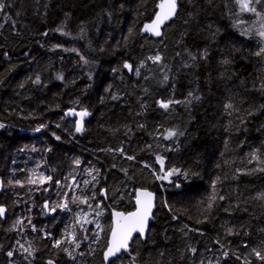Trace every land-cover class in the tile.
Here are the masks:
<instances>
[{"label": "trees", "instance_id": "16d2710c", "mask_svg": "<svg viewBox=\"0 0 264 264\" xmlns=\"http://www.w3.org/2000/svg\"><path fill=\"white\" fill-rule=\"evenodd\" d=\"M160 2L0 0V264H103L137 189L154 222L112 264H264L257 26L239 0H179L142 36ZM76 211L95 212L87 227Z\"/></svg>", "mask_w": 264, "mask_h": 264}, {"label": "water", "instance_id": "95a60500", "mask_svg": "<svg viewBox=\"0 0 264 264\" xmlns=\"http://www.w3.org/2000/svg\"><path fill=\"white\" fill-rule=\"evenodd\" d=\"M178 1L179 0H175L176 2V8H175V12L168 18L163 20L162 23H159L158 25V31L160 32V35L163 33L164 29L169 26L176 18L178 11H179V7H178ZM171 2V0H161V2L158 4L155 15L153 16L152 20L144 27V29L142 30L141 34L142 36H149V37H153L156 38L160 35H156L154 31L150 30V28L152 26H154V23L157 21V17L158 16H163L167 11H168V5ZM163 5V8L161 7ZM83 112H76L74 110H67L64 113V116L67 120H72L75 119L77 121V126H79L81 129L84 128L85 125V121L87 116L86 115H81ZM164 177L166 178H170V174L165 173L164 174V169L161 168V172L159 174V182L160 183H167V181L164 180ZM61 183H58V188H60ZM3 191V183L2 181H0V194ZM142 193H150L151 197V209L148 212V216L144 225V233L141 235L138 231H134L131 234V237L128 239V243H127V249H121L119 252H117L114 256H109L107 259H105V254L108 251V248L111 246L112 244V231L113 229L117 228V223L119 222V224L121 225H125V224H130L131 221L130 220H126L125 217H128L130 213H134L136 212L138 209H141V205L137 204V198L139 197L141 201H145L147 199H149V197H145L143 195H141ZM103 194H105V192L103 191ZM134 210L129 212V213H125L122 211H117V210H111V230L109 233V237L107 240V246L106 249L103 252L102 255V260H103V264H112L113 262H115L118 258H120L123 254H127L131 251V246L132 243L134 242V240L136 238H139L142 242H145L148 236V232H149V228L150 225L153 224L154 222V213L156 211V194L150 190L147 189H137L134 193ZM0 208L4 209L3 213L0 214V220L4 221L6 216H7V209L4 208L3 206H0ZM117 213H121L122 216H117ZM47 264H55L53 261H48Z\"/></svg>", "mask_w": 264, "mask_h": 264}, {"label": "snow or ice", "instance_id": "6c2138e0", "mask_svg": "<svg viewBox=\"0 0 264 264\" xmlns=\"http://www.w3.org/2000/svg\"><path fill=\"white\" fill-rule=\"evenodd\" d=\"M257 3H260L261 0H256ZM4 7L3 3H0V10H2ZM163 8V5L161 6ZM176 8V2L175 0H171V2L168 5V11L163 16H158L157 21L154 23V26L150 28V30L154 31L156 35H160V32L158 31V25L159 23H162L163 20L168 19L174 12ZM242 8L246 10H250L255 12V8H248L247 3L242 4ZM147 27V26H146ZM262 36H264V32L260 33ZM264 51V49H262ZM156 61L160 60L159 56H156L154 58ZM125 67H128L131 69L130 65H125ZM137 71V75H138ZM161 107L168 108V103H161ZM81 115H87V113H82ZM2 127V125H0ZM39 130V129H37ZM78 132L82 129L78 126L76 129ZM169 135H174V133H169ZM129 159H132V157H129ZM141 195L145 197H149V199L145 201H141L140 198H137V204H140L142 207L141 209H138L134 213H130L128 217H125L126 220H130V224L121 225L119 222L117 223V228L113 229L112 231V244L108 248V251L105 254V259H107L109 256H114L117 252H119L122 248L127 249V243L128 239L131 237V234L134 231H138L141 235L144 233V225L148 216V212L151 209V194L150 193H142ZM4 209L0 208V214H2ZM118 217L122 216L121 213L116 214ZM9 255L11 256L12 253L10 252ZM256 255L258 258L264 260V256H261L259 252H256Z\"/></svg>", "mask_w": 264, "mask_h": 264}, {"label": "rangeland", "instance_id": "374dc122", "mask_svg": "<svg viewBox=\"0 0 264 264\" xmlns=\"http://www.w3.org/2000/svg\"><path fill=\"white\" fill-rule=\"evenodd\" d=\"M239 2L241 3V7H242L243 3H247L248 8H255V12L249 10L248 16L245 19H243V23H244L243 26L246 27V29H250V28H253L254 26H257L256 32L253 34L255 35V37L257 34L259 41H256V39H255L254 43L258 45V48L259 47L264 48V36H262L260 34V33L264 32V30L262 29L264 14H262L261 10L258 9V8H262L264 10V0H261L260 3H257L256 0H239ZM243 10L248 11L246 9H243ZM128 70H129V72H131V69H128ZM76 125H77V122H76ZM26 133H30V131H27ZM163 178L165 179L166 177L163 176ZM74 184H75L74 179H72L70 186H73ZM66 205H67V203H66ZM78 213H79V211H76L77 217H75V218L77 219V223L79 225L84 224L83 226H80V227H87L88 222L91 221L90 216L95 214V212L87 211V213H84L83 215L80 216V214H78ZM76 215H74V216H76ZM72 235H74V234L71 233L69 237L71 238ZM57 245H58V243H57ZM242 264H245V262H243Z\"/></svg>", "mask_w": 264, "mask_h": 264}, {"label": "bare ground", "instance_id": "6f19581e", "mask_svg": "<svg viewBox=\"0 0 264 264\" xmlns=\"http://www.w3.org/2000/svg\"><path fill=\"white\" fill-rule=\"evenodd\" d=\"M173 163H174V162H173ZM169 166H170V165H169ZM164 171H165V170H164ZM217 187H218V186H217ZM215 190H216V189H215ZM218 190H219V189L217 188V192H218ZM213 193H214V192H213ZM214 194H216V192H215ZM213 196H214V195H213Z\"/></svg>", "mask_w": 264, "mask_h": 264}, {"label": "flooded vegetation", "instance_id": "af4514ba", "mask_svg": "<svg viewBox=\"0 0 264 264\" xmlns=\"http://www.w3.org/2000/svg\"><path fill=\"white\" fill-rule=\"evenodd\" d=\"M169 178H165L164 180L166 181V180H168ZM58 189H61V186H60V188H58Z\"/></svg>", "mask_w": 264, "mask_h": 264}]
</instances>
